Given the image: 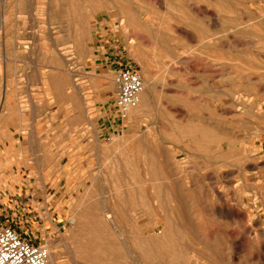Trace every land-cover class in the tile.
Returning a JSON list of instances; mask_svg holds the SVG:
<instances>
[{
    "label": "rangeland",
    "instance_id": "1",
    "mask_svg": "<svg viewBox=\"0 0 264 264\" xmlns=\"http://www.w3.org/2000/svg\"><path fill=\"white\" fill-rule=\"evenodd\" d=\"M12 183L55 264H264V0H0Z\"/></svg>",
    "mask_w": 264,
    "mask_h": 264
},
{
    "label": "built area",
    "instance_id": "2",
    "mask_svg": "<svg viewBox=\"0 0 264 264\" xmlns=\"http://www.w3.org/2000/svg\"><path fill=\"white\" fill-rule=\"evenodd\" d=\"M144 91L141 73L132 64L120 62L116 73L115 108L121 120L139 106ZM50 258L47 243H37L0 218V264H49Z\"/></svg>",
    "mask_w": 264,
    "mask_h": 264
},
{
    "label": "crops",
    "instance_id": "3",
    "mask_svg": "<svg viewBox=\"0 0 264 264\" xmlns=\"http://www.w3.org/2000/svg\"><path fill=\"white\" fill-rule=\"evenodd\" d=\"M109 58L111 61L110 62L111 68L116 70L115 72L116 74L117 69H118V64L120 62L117 61L116 57L114 58L113 51H111ZM77 86L78 87L76 88L79 89L80 88L79 85ZM113 99L114 100L116 99V89H115ZM11 185L14 187L11 188L9 186V188L6 189L5 186H2L3 190L0 189V218L5 223L13 226L20 233L24 235H28L30 238L35 240L36 238H38V236L34 235V233L37 232V228H38V225L35 223V221H36V216H39V215L35 213V210H32L33 212H28L29 209H32V207L34 208L35 206H32L31 208H28L27 210V205H26L27 202L26 201L23 202V195L19 196V194L15 193V191L17 190L16 189L17 185L15 186V184L13 183ZM30 201L31 200H29V202ZM25 209L27 211L26 214L28 215L30 213L31 214L30 216L29 215L27 216L26 214L24 215V212L22 211H24ZM26 219L28 220L29 223L32 222V224H31V227L23 230L21 229L19 225L21 222L25 221Z\"/></svg>",
    "mask_w": 264,
    "mask_h": 264
},
{
    "label": "bare ground",
    "instance_id": "4",
    "mask_svg": "<svg viewBox=\"0 0 264 264\" xmlns=\"http://www.w3.org/2000/svg\"><path fill=\"white\" fill-rule=\"evenodd\" d=\"M214 1V0H213ZM218 2V1H217ZM145 80V79H144ZM146 85V84H145ZM148 87H150V86H148ZM151 89V88H150ZM149 93H148V90H146V88H145V92L142 94V96H141V99H140V103L141 104H139L140 105V107L138 106V108L137 109H133V110H131L129 113H128V115H127V118L125 119V121L126 120H129V119H133V117H134V112L136 113V112H138V111H144L146 108H148V106H149V99H148V95ZM141 108V109H140ZM133 115V116H132ZM176 198V197H175ZM105 217H106V221L108 222V224L111 226V227H113V228H115L116 230H118L117 229V226H116V224H115V221H114V219H113V216H112V214L110 213V212H107V213H105ZM119 231H120V229H119ZM121 232V231H120ZM120 235V234H119ZM118 235V236H119ZM123 237V236H122ZM125 239V238H124ZM123 241V240H122ZM125 241V240H124ZM126 243V242H125ZM123 244L122 243V245H124V246H126V244ZM128 246V245H127ZM127 249H128V247H127ZM73 255V254H72ZM53 258L51 259L50 258V261H51V264H55L54 263V253H53V256H52ZM152 258V257H151ZM49 264H50V262H49Z\"/></svg>",
    "mask_w": 264,
    "mask_h": 264
}]
</instances>
